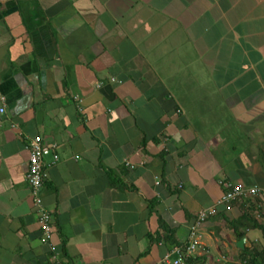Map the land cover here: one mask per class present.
<instances>
[{
  "label": "crops",
  "instance_id": "obj_1",
  "mask_svg": "<svg viewBox=\"0 0 264 264\" xmlns=\"http://www.w3.org/2000/svg\"><path fill=\"white\" fill-rule=\"evenodd\" d=\"M0 108V264H165L222 181L264 188V0H0ZM262 205L216 207L191 257L236 262Z\"/></svg>",
  "mask_w": 264,
  "mask_h": 264
},
{
  "label": "built area",
  "instance_id": "obj_2",
  "mask_svg": "<svg viewBox=\"0 0 264 264\" xmlns=\"http://www.w3.org/2000/svg\"><path fill=\"white\" fill-rule=\"evenodd\" d=\"M0 108V112H3ZM29 151V163L25 173V180L28 183L32 195L33 205L35 207L38 224L42 232V242L47 243L51 249L50 239L52 237L51 229V213L43 204L40 195L41 187L43 186L47 172L46 168L54 165L59 160V155L56 151L57 143L54 141H44L40 136H34L29 139L27 145ZM50 156L51 161L45 162V158ZM127 165V161H125ZM130 167H133L130 165ZM224 191L221 196L216 200L215 205L207 209L198 211L196 219L189 228L188 241L185 246H177L171 249L162 258L165 264H182L184 258L197 251L200 248V230L202 229L206 220L215 215L216 207L226 206L234 201L241 199L248 200H263L264 201V188L258 185L246 186L242 183H234L231 181H222ZM175 254V259H171L170 255Z\"/></svg>",
  "mask_w": 264,
  "mask_h": 264
},
{
  "label": "trees",
  "instance_id": "obj_3",
  "mask_svg": "<svg viewBox=\"0 0 264 264\" xmlns=\"http://www.w3.org/2000/svg\"><path fill=\"white\" fill-rule=\"evenodd\" d=\"M248 200V199H247ZM228 226L233 228L236 231V235L239 238H242L245 234V228L258 229L261 231L262 242L254 243L251 247H245L240 250L239 255L237 256V260L239 264H264V226L258 223L257 220L251 218L249 214H244L237 219L229 220ZM245 226V228H244ZM242 227L243 230L237 232V229ZM172 241V237L167 238ZM173 245H178L177 242H173L169 244V248L173 247ZM184 262L186 264H205L206 257L205 256H194L191 255L184 258Z\"/></svg>",
  "mask_w": 264,
  "mask_h": 264
},
{
  "label": "rangeland",
  "instance_id": "obj_4",
  "mask_svg": "<svg viewBox=\"0 0 264 264\" xmlns=\"http://www.w3.org/2000/svg\"><path fill=\"white\" fill-rule=\"evenodd\" d=\"M258 202L259 203L261 202V205H262V203H264L263 200H258ZM262 206H264V205H262ZM257 215H258V217H260V220H261V212H260V210H257ZM234 259L236 260V262L231 261V258L229 259L228 257H227V259H224L223 261L221 260L219 262H217L215 259L214 260L212 259L213 263H211V262L208 263L207 262L206 264H239V261L237 260L238 258H234Z\"/></svg>",
  "mask_w": 264,
  "mask_h": 264
},
{
  "label": "water",
  "instance_id": "obj_5",
  "mask_svg": "<svg viewBox=\"0 0 264 264\" xmlns=\"http://www.w3.org/2000/svg\"><path fill=\"white\" fill-rule=\"evenodd\" d=\"M244 242H245V238H241L240 240L237 241L236 243V246L239 248V249H243L244 248Z\"/></svg>",
  "mask_w": 264,
  "mask_h": 264
}]
</instances>
